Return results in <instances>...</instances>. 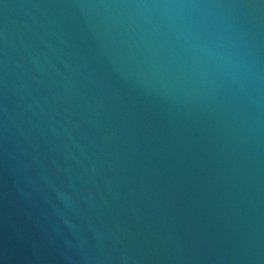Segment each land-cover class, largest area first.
Masks as SVG:
<instances>
[{"label":"water","instance_id":"water-1","mask_svg":"<svg viewBox=\"0 0 264 264\" xmlns=\"http://www.w3.org/2000/svg\"><path fill=\"white\" fill-rule=\"evenodd\" d=\"M0 264H264V0H0Z\"/></svg>","mask_w":264,"mask_h":264}]
</instances>
